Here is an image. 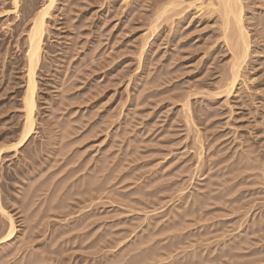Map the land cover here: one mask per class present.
<instances>
[{
	"label": "rangeland",
	"instance_id": "rangeland-1",
	"mask_svg": "<svg viewBox=\"0 0 264 264\" xmlns=\"http://www.w3.org/2000/svg\"><path fill=\"white\" fill-rule=\"evenodd\" d=\"M156 1L55 0L37 72L34 134L1 163V202L12 216L16 237L0 245V264L111 263L127 248L124 239V250L114 247L113 237H147L152 223L171 228L152 242L159 254L156 264L169 261L163 249L169 242L176 244L171 254L175 264H184V254L194 249H207L201 264H264V39L259 35L264 29L252 20L264 17V7L261 0H244L252 39L245 72L252 82L247 88L240 85L233 98L216 97L213 104L207 96L190 98L195 116L199 110L209 116L202 123L195 119L205 165L203 174L190 182L186 174L174 177L184 167L194 170L199 151L194 130L188 132L182 122L180 100L194 87L213 91L229 52L222 44L205 49L218 33L213 18L209 23L204 17L177 18L168 25V35H150ZM19 2L11 14L10 0H0V14H8L0 19V146L13 144L20 132L25 37L32 14L46 0ZM145 41L140 60L135 49ZM55 152L66 155L52 168L59 159ZM71 156L79 168L73 179L65 161ZM107 165L104 174L111 179L103 184L99 171ZM243 168L248 169L241 173ZM239 172L243 176L231 180ZM87 175L94 181L90 203L82 186ZM146 183L151 188L144 190ZM180 187H186L184 195L172 194ZM155 190L154 196L144 195ZM200 194L214 197L202 210L193 201ZM5 228L0 215L1 234ZM144 257L140 263L147 262Z\"/></svg>",
	"mask_w": 264,
	"mask_h": 264
},
{
	"label": "bare ground",
	"instance_id": "bare-ground-1",
	"mask_svg": "<svg viewBox=\"0 0 264 264\" xmlns=\"http://www.w3.org/2000/svg\"><path fill=\"white\" fill-rule=\"evenodd\" d=\"M54 2H55V0H46V3L41 8V10L38 11L37 13L32 14V20H31L30 28L27 31V34H26V37H25L26 49H25V52H24V58H25V63H24L25 76L23 78L24 79L23 80L24 87H23L22 93L19 91L21 93V95H22V96H20V98H21L20 104H21L22 117H23L22 118V123L20 125V132H19V134L16 135V139H15L14 143L11 144V145H9V146H3V145L0 146V168H1V163H2V160L4 159V157L8 153H13L14 156H15L17 154V152L20 149H22L30 141L32 135L34 134L35 112H36V109H37V106H36V101H37L36 96H37V91H38L37 72H38V69H39L40 60H41V56H42V53H43L44 36H45L46 31H47L46 30V26H47L46 19L49 16V11L52 8ZM10 4H11L10 6L12 7V12H10V13L12 14L13 12L16 11V9L18 7V4H20V2H19V0H10ZM28 4H31L32 5V2L30 1V3H28ZM154 4H155L154 13L152 14L153 15L152 18L150 19L151 21H149L150 22L149 23V28H147V29H149L148 31L151 32L150 35H153L156 31L157 32L163 31V33H166V35H168L169 34V30H172L170 26H172V24H174L173 20H176L177 18H179L180 20H185L186 17L189 16V17H194L197 20H201V17L202 18L204 17L205 18L204 20L206 21L205 23H209V19L213 18V19H216L215 20V24L217 25V31H218V33L213 34V38H211L213 40L209 44L205 45L206 46L205 49L206 50L207 49L208 50L211 49L214 44H222L224 46V48H226L227 51L229 52V61H228L227 66H226V70L221 74L220 79L217 82V85L214 86V88H212L213 91L205 90L202 87H194L193 90L191 89L185 95H183V97L180 100L182 102L181 103V108H182V118L181 119H182V122H183V124H184V126H185V128H186V130L188 132H192L194 130V133H195L194 142L196 141V143L198 144V147H199L198 150L199 151L196 153V161L193 164L194 170L191 171L190 168L184 167L182 169V171H180V173H179L180 175H175L174 177L178 178L182 174H186L187 176H189V179L187 178V180H189L191 182V180H192V178H193L194 175L195 176H198V174H200V172H201V175L203 174V168H204V165H205L204 164L205 163V159L203 157V155L205 153V146H204V142H203L202 136L200 134V130L197 128L195 119L197 118L198 121H200L202 123L203 122L202 119L204 117H205V119H207L209 116L208 115H205V111H201V110L197 111L196 112L197 115L195 116L194 111L192 109V104H191V99L190 98H193V97H196V96H199V97L200 96L201 97L207 96L209 98V100L206 101V102H208L210 104H213L216 97H218V98L220 97V98H223V99H227L229 97L233 98L234 94H236L239 91L238 87L240 85H243L244 88H247V85H248L247 83H251L252 82V77L248 76L247 73L245 72L246 71V68H248V66H249L248 65L249 64L248 63L249 62L248 59H249V56H250L251 42H252L251 41L252 39H251L250 32L247 29L249 27V25L247 23V19L248 18H246V14H247L246 13V9H247V6L248 5L244 3V0H157ZM261 4L264 7V0H261ZM6 16H8V14H6V15H3V14L1 15L0 14V19H2L3 17H6ZM173 18H175V19H173ZM256 19L257 18H255V19L252 18V20H255L254 22H256L255 24L257 26H261L264 29V17H262V18L260 17L258 20H256ZM249 20H251V18ZM163 23L164 24L165 23L167 24V27L164 25L166 28L163 27ZM168 25H170L169 26L170 29L168 28ZM259 35H260L261 38L264 39V34L263 33L262 34H259ZM147 40H148V38L146 39V41ZM146 41H145V43L142 42V44H140V45L138 44L139 46L136 45L137 46V49H135V51L137 50L136 52H138V53H136V54H138V57L140 58V60L142 58L141 56H142L143 52L145 51L144 48H145V45H146ZM138 57H137V59H138ZM138 62H139V60H138ZM147 63H149V62H147ZM139 65H140V63H139ZM139 65H138L137 68H139ZM247 70L249 71V69H247ZM124 77H126V75H124ZM129 80H130V78H129ZM156 83H157V81H156ZM147 89H149V88H147ZM226 104H227V102H226ZM140 123H142V122H140ZM144 129H146V128H144ZM146 134H148V133H146ZM249 135H250V133H249ZM69 143L71 144V140H70ZM56 144H59V143H56ZM57 151H59V150H57ZM67 154H68V152H67ZM249 154H250V152H249ZM54 155L58 156L59 159L56 158L54 160L55 165L52 166V168H56L58 166L57 163L59 161H62L61 158H63L64 155H66V154H65V152H64V154H60L58 152H55ZM166 157H169V156H166ZM26 158L31 159L30 156H26ZM76 158L74 156H71L67 160L65 159L66 164H69L71 166V167L69 166L70 168L68 169V172H69L68 173V177H69V179H73L75 177V175L77 174L78 170H79L78 166L77 167L75 166L76 163H77V159ZM53 159H54V157H53ZM112 159H113V157H112ZM51 161H53V160H51ZM135 162H137V160ZM131 163H132V161L130 162V164ZM157 164H158V162H157ZM165 164L167 166V162ZM211 164L216 165L213 162H211ZM108 165L104 169L102 168V170L99 171L100 175L102 174L101 177H103V179H105L104 182H103V184H107L108 181H109V179H111L110 177H108L109 176L108 174H107V176L104 174V172L107 171V169L109 168ZM119 165H121V162H120ZM122 168L124 170V166ZM60 169H61V167H58V170H60ZM243 169L244 170L241 171V173H243L244 171L246 172V170L248 168H243ZM159 170H160V168H159ZM235 171H236V169H235ZM119 173H120V171H119ZM241 173L240 172L239 173H235V176H233L231 178V180H235L236 181V179H238V177L241 178L240 177V174ZM116 174H115V178L117 176ZM152 174L153 173H151V175ZM166 175H168V174H166ZM87 176H89V175H87ZM136 176H137V174H136ZM171 176H172V174H171ZM241 176H243V174H241ZM111 177H113V176H111ZM157 177H158V175H157ZM123 178L125 179V177H121V179L119 178L120 181H122ZM138 178H137V180H138ZM160 179H162V178H160ZM148 181H149V179H148ZM166 181H168V180H166ZM93 182H94L93 181V177L92 176H89L86 179V181L84 182V184L82 185L83 188H84L83 194L84 195L87 194L88 197H89V198H87L88 201L90 200L91 192L93 191V189H92ZM169 182H168V184H169ZM151 184H152V182H151ZM151 184L150 183L149 184L146 183L141 188L144 189V190L146 188L148 189ZM141 185H142V183H141ZM102 186H104V185H102ZM167 186H169V185H167ZM186 187H187V185H186ZM167 188H165V190ZM170 188H171V185H170ZM185 188H182V187L176 188L172 192V194H174L176 192L177 193H181L183 190H185ZM138 189H139L138 191L140 192V188L139 187H138ZM169 190H171V189H169ZM169 190H166V191H169ZM104 191H105V189H104ZM232 191H234V190H231V192ZM211 192H213V191L211 190ZM81 193H82V191H81ZM155 193H156V190H155L154 193L145 192L144 195H146L147 197H149V196L151 197V196H154ZM136 194H137V192H136ZM72 195H74V194H72ZM182 195H184V193H181V196ZM203 196L204 195L200 194L198 196V198H196V199L193 200L194 203L201 204V210L205 207V205L207 204V201H209V200H211V199L214 198V197H210V196L208 198H205ZM185 197L186 196H183L180 199L184 200ZM89 203H90V201H89ZM87 205H88V203H87ZM0 215L3 218H5V220H6V228H5V231L2 234L0 233L1 234L0 235V245H6V244L12 242V240L15 239V237H16V228H15L14 221L12 219V216L9 215V213L6 212L4 210V208H3V206H2V202H1V190H0ZM120 221H121V219H120ZM123 222L124 221H122L121 224ZM152 225L154 226L155 224L152 223ZM153 226H152V229H151V232L149 233V235L147 234V237H149V238H147L145 236H144L145 238L144 237L141 238L140 236H138V234H129L128 235L129 237L127 236L128 238L125 236V237H122L119 240H118V238L115 239L113 237L112 244L114 245V247H116V248L120 247V245H122L121 243H123V241L125 240L124 242H126V244H124V246H126L127 248L125 249L124 253H121L120 254V252L118 251L119 252V254H118L119 255L118 256L119 258L118 259H117V257L116 258H113V259H110V258L113 257V255L112 256H109L110 258L107 257V258H109L111 260V263L108 262V260H107V262L110 263V264H144L145 263L143 261L144 259L142 260L144 263H140L139 260H140V258H142L143 256H145L144 258H145V260L147 262L149 261V259H151L154 262H152L151 260H150V262H152V264L153 263L156 264L158 262V261H156V258L159 256V254L156 253V246H154L152 244V242H154V239L158 235L163 234L165 231L168 232L171 228L168 227V228H162V229L159 228L158 229V227L155 225L156 226V230H154L155 228ZM240 227H241V225H238V228H240ZM256 227H257V223H256ZM74 228H76V227H74ZM184 229H185V227L183 228V230ZM105 232H106V230H105ZM86 233H84L85 235L83 237H84V239L87 240L90 237V235H91L92 232L91 233L88 232V234H86ZM119 233H118V235H119ZM131 233H135V231L134 232L131 231ZM107 234H110V233L109 232L108 233H105V235H106L105 237H107ZM181 236H183V235H181ZM83 237H81V238H83ZM238 237L239 236L237 234L235 236V240H237V242L239 240ZM81 241H82V239H81ZM155 242H157V241H155ZM91 243H92V241H91ZM106 243H107V241H106ZM222 244L225 245V246L228 245L226 242H223ZM232 244H234L233 241H231V249L234 247V245H232ZM92 245H93V243H92ZM145 245L146 246L147 245H150V246H147V248H143L145 250H142L141 247L142 246H145ZM96 246H97V244H96ZM175 246H176V244H174L172 242H169L167 244V247L165 246V248H163L168 253V256L166 257V261L167 260H169V261L166 264H175V262L177 263V261H175L176 259H174V257L171 256L172 249H174ZM237 247H239V244L236 243V241H235V249ZM123 248L120 247L121 250ZM90 249H92V248H90ZM203 251H207V249H204ZM203 251H200V250L197 251V249H194L189 254L190 257L188 256V254H184L185 255V256H183L184 257L183 260H185V263L184 264H201L202 262H204L206 259L202 256L203 255ZM86 254H89V256H91V255L97 254V252H95L94 254L88 252ZM114 254H115V252H114ZM114 257H115V255H114ZM147 258H148V260H147ZM106 259H104V260H106ZM96 263H97V261H96ZM108 263H106V264H108ZM249 263H251V262H249ZM99 264H100V262H99ZM148 264H149V262H148ZM238 264H240V263H238ZM257 264H259V263H257Z\"/></svg>",
	"mask_w": 264,
	"mask_h": 264
}]
</instances>
